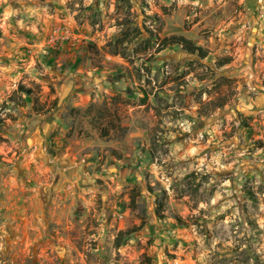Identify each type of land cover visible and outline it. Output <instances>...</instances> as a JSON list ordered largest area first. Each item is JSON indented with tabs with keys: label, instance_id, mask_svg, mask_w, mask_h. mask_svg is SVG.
<instances>
[{
	"label": "rangeland",
	"instance_id": "1",
	"mask_svg": "<svg viewBox=\"0 0 264 264\" xmlns=\"http://www.w3.org/2000/svg\"><path fill=\"white\" fill-rule=\"evenodd\" d=\"M0 264H264V0H0Z\"/></svg>",
	"mask_w": 264,
	"mask_h": 264
},
{
	"label": "trees",
	"instance_id": "2",
	"mask_svg": "<svg viewBox=\"0 0 264 264\" xmlns=\"http://www.w3.org/2000/svg\"><path fill=\"white\" fill-rule=\"evenodd\" d=\"M141 29L142 28L139 25L136 26V31L138 32V34L143 33ZM172 46H177L183 51L187 52L188 54L197 56L201 60L207 59L211 53L208 49L197 45L193 40L185 36H182V35H171V36L161 39L159 51L165 50ZM229 62H230L229 58L218 57L216 58L215 65L217 68H222L225 65H227ZM20 91L25 92L28 97H30L31 95L30 90H20ZM222 105L224 104H221L220 106H217V107H221ZM178 221H180V218H178ZM123 235L124 233L121 232L120 236H123Z\"/></svg>",
	"mask_w": 264,
	"mask_h": 264
}]
</instances>
